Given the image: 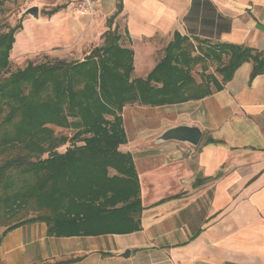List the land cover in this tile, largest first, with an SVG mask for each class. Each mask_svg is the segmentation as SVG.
<instances>
[{
  "label": "crops",
  "instance_id": "obj_1",
  "mask_svg": "<svg viewBox=\"0 0 264 264\" xmlns=\"http://www.w3.org/2000/svg\"><path fill=\"white\" fill-rule=\"evenodd\" d=\"M119 1L104 0L100 16L110 18ZM122 5L119 17L141 78L160 61L157 46L170 43L176 31L264 51V29L258 27H264V0H122ZM56 8L51 15L44 12L47 26L62 22L66 34L40 35L41 46L68 42L77 29L62 17L66 5ZM42 16L39 9L36 19ZM23 30L13 49L20 48ZM136 42L148 47L144 58H138ZM35 47L40 41L21 51ZM252 65L244 63L223 90L203 99L154 108L173 115L166 114L161 131L199 126L204 135L198 146L157 143V135L128 137L120 146L133 155L139 175L144 210L138 231L68 237L93 242L74 241L60 257L46 224H27L3 238L0 264H264V74L251 81ZM208 137L216 142L206 143Z\"/></svg>",
  "mask_w": 264,
  "mask_h": 264
},
{
  "label": "trees",
  "instance_id": "obj_2",
  "mask_svg": "<svg viewBox=\"0 0 264 264\" xmlns=\"http://www.w3.org/2000/svg\"><path fill=\"white\" fill-rule=\"evenodd\" d=\"M122 10L120 0L104 44L84 59L30 62L4 77L22 26L0 34V245L8 232L34 223L55 238L138 231L144 207L134 157L120 149L128 141L124 108L203 99L247 62L251 81L264 74L263 50L176 31L154 69L136 78L134 50L121 43L115 23ZM212 63L220 78L209 72ZM53 127L74 134L58 136Z\"/></svg>",
  "mask_w": 264,
  "mask_h": 264
},
{
  "label": "rangeland",
  "instance_id": "obj_3",
  "mask_svg": "<svg viewBox=\"0 0 264 264\" xmlns=\"http://www.w3.org/2000/svg\"><path fill=\"white\" fill-rule=\"evenodd\" d=\"M66 5V13L62 15L65 21H69L70 24L76 25L77 29L74 33L70 34L68 42H54L50 46H41L44 41V37H40L43 34H57L62 33V36L66 34L67 25L60 24L58 26H47L48 18L44 12L54 9L57 6ZM32 6H38L43 15L41 19H36L31 15H26L25 12L28 8ZM108 18L100 16V11L90 17H79L75 13L69 4H65L62 0H0V34L8 31L10 27L16 25H21L22 28L16 33L17 35L21 33V38L23 39L20 48H15L12 50V56L10 55V68L8 73H4L2 77L9 75V73L14 72L18 69H24L28 63L33 62L36 64L43 62H53L58 59H63L67 61L82 60L85 58L89 52L97 46H102L104 44V33L109 28ZM63 19L61 21H63ZM51 22V21H50ZM115 23L120 26V32L123 35L121 43L125 46L130 47V41L125 34V23L120 17H117ZM32 33H35L36 39L30 38ZM28 41H24V39ZM39 38V39H37ZM173 39V36L171 37ZM34 41H40V47H35L34 49H29L26 51H21V49H28L32 46ZM138 42H136L137 44ZM168 40L163 42L161 46H157L158 49V59L162 58L164 55L165 48L168 44ZM31 44V45H30ZM138 58H144L148 55V47L136 45ZM17 51V52H15ZM201 67L197 66L194 71V76L197 80H200ZM209 72L216 73V65L212 63ZM142 72H135L134 76L136 78L141 77ZM220 78V76L216 73ZM167 107V106H161ZM156 107L143 106L140 104L128 105L123 110L124 128L127 132V137L134 140L138 136L151 137L153 135H161L166 129L161 131V128L166 126V114H171L170 112L162 111L161 109H154ZM158 108V107H157ZM170 117H173L171 114ZM56 135H65L71 137L74 131L70 129H62L53 127ZM66 146L60 148L64 151ZM139 157V156H137ZM141 163L143 160H140ZM140 164V162H139ZM3 229H0V234ZM81 240V242H93L90 239L80 238V239H68V238H53L52 241L59 248L60 257L63 254H67V246L73 245L74 241ZM39 248V247H38ZM41 255V251H37Z\"/></svg>",
  "mask_w": 264,
  "mask_h": 264
},
{
  "label": "water",
  "instance_id": "obj_4",
  "mask_svg": "<svg viewBox=\"0 0 264 264\" xmlns=\"http://www.w3.org/2000/svg\"><path fill=\"white\" fill-rule=\"evenodd\" d=\"M25 14L39 18V7H30L26 10ZM258 27L264 29L262 25H258ZM203 135V130L199 126L182 124L166 129L156 138V142L178 141L188 143L192 146H198L203 139ZM130 253V250H127L122 256L127 257Z\"/></svg>",
  "mask_w": 264,
  "mask_h": 264
},
{
  "label": "built area",
  "instance_id": "obj_5",
  "mask_svg": "<svg viewBox=\"0 0 264 264\" xmlns=\"http://www.w3.org/2000/svg\"><path fill=\"white\" fill-rule=\"evenodd\" d=\"M79 15H95L101 10L104 0H62Z\"/></svg>",
  "mask_w": 264,
  "mask_h": 264
}]
</instances>
